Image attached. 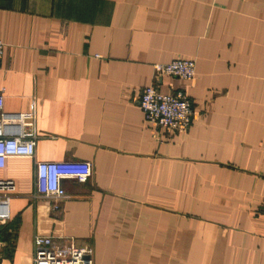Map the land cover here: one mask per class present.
Returning <instances> with one entry per match:
<instances>
[{
  "label": "crops",
  "instance_id": "0c3cea01",
  "mask_svg": "<svg viewBox=\"0 0 264 264\" xmlns=\"http://www.w3.org/2000/svg\"><path fill=\"white\" fill-rule=\"evenodd\" d=\"M5 111H34L35 152L7 157L0 264H32L37 234L93 264H264V0H0ZM195 60L185 132L153 127L138 91L154 64ZM92 162L63 198L39 160ZM59 204L53 209V203Z\"/></svg>",
  "mask_w": 264,
  "mask_h": 264
},
{
  "label": "built area",
  "instance_id": "2783aa9c",
  "mask_svg": "<svg viewBox=\"0 0 264 264\" xmlns=\"http://www.w3.org/2000/svg\"><path fill=\"white\" fill-rule=\"evenodd\" d=\"M3 43L0 41V57ZM195 60L177 57L154 64V78L177 77L181 87L161 91L156 83L138 91V104L146 121L153 127L185 132L193 118L194 109L186 93L196 75ZM34 111H5L0 92V166L7 157H32L35 152ZM92 174V162L84 159L39 160L35 164V193L37 196L63 198L66 196L63 179L85 182ZM11 179H0V221L10 217L9 199L13 189ZM53 209L59 204L53 203ZM32 264H93L91 245H78L73 238L37 234L34 237Z\"/></svg>",
  "mask_w": 264,
  "mask_h": 264
}]
</instances>
